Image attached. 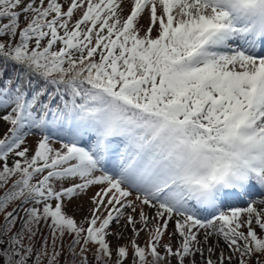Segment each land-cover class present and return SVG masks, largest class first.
I'll list each match as a JSON object with an SVG mask.
<instances>
[{"label": "snow or ice", "instance_id": "snow-or-ice-1", "mask_svg": "<svg viewBox=\"0 0 264 264\" xmlns=\"http://www.w3.org/2000/svg\"><path fill=\"white\" fill-rule=\"evenodd\" d=\"M0 128V264H264V0H0Z\"/></svg>", "mask_w": 264, "mask_h": 264}, {"label": "rangeland", "instance_id": "rangeland-1", "mask_svg": "<svg viewBox=\"0 0 264 264\" xmlns=\"http://www.w3.org/2000/svg\"><path fill=\"white\" fill-rule=\"evenodd\" d=\"M141 23H145L144 21H142ZM4 129L0 128V133H2ZM35 139V137H30L29 140H28V143L31 144L33 142V140ZM57 147L59 146L58 144L56 145ZM94 191V190H93ZM89 196L92 195V191H90L88 193ZM83 205V207H78V205ZM90 207V204L88 202V199L87 197L83 198L82 200H79V201H74L72 205H70L66 211L75 216V218L79 221L81 218H83L84 216L87 215V212H88V208ZM113 227H115L113 225ZM126 235L130 236L131 233H126ZM146 237L142 235L141 237V242L145 239ZM115 242V241H114ZM173 243H175V241H173Z\"/></svg>", "mask_w": 264, "mask_h": 264}]
</instances>
